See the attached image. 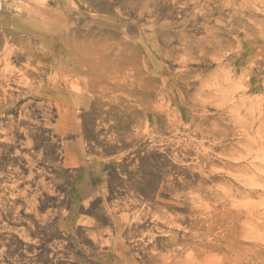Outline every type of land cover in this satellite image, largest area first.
Segmentation results:
<instances>
[{"label": "rangeland", "instance_id": "rangeland-1", "mask_svg": "<svg viewBox=\"0 0 264 264\" xmlns=\"http://www.w3.org/2000/svg\"><path fill=\"white\" fill-rule=\"evenodd\" d=\"M0 264H264V0H0Z\"/></svg>", "mask_w": 264, "mask_h": 264}, {"label": "bare ground", "instance_id": "bare-ground-1", "mask_svg": "<svg viewBox=\"0 0 264 264\" xmlns=\"http://www.w3.org/2000/svg\"><path fill=\"white\" fill-rule=\"evenodd\" d=\"M251 212H252V211H251ZM258 220H259V219H258ZM255 221H256V220H255ZM256 222H257V221H256ZM246 223H247V222H246ZM252 224H253V223H252ZM251 226H252V225H251ZM254 227H255V226H254ZM254 227H253V228H254ZM257 229H258V228H257ZM258 230H259V229H258ZM240 234H241V233H240ZM244 237H245V236H244ZM244 237H243V238H244Z\"/></svg>", "mask_w": 264, "mask_h": 264}]
</instances>
